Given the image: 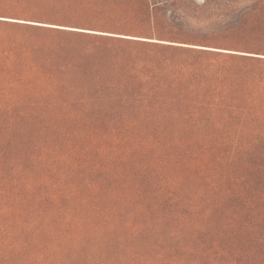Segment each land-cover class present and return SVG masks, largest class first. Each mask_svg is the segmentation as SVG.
I'll use <instances>...</instances> for the list:
<instances>
[{
    "label": "trees",
    "instance_id": "16d2710c",
    "mask_svg": "<svg viewBox=\"0 0 264 264\" xmlns=\"http://www.w3.org/2000/svg\"><path fill=\"white\" fill-rule=\"evenodd\" d=\"M151 5L0 0V264H264V0Z\"/></svg>",
    "mask_w": 264,
    "mask_h": 264
},
{
    "label": "rangeland",
    "instance_id": "374dc122",
    "mask_svg": "<svg viewBox=\"0 0 264 264\" xmlns=\"http://www.w3.org/2000/svg\"><path fill=\"white\" fill-rule=\"evenodd\" d=\"M151 6L156 11V15L166 18L170 23H176L179 18L180 34L195 33L201 26L221 27L217 30H224L226 27H233L234 23L241 15L251 12L255 15L258 0H150ZM161 2L163 5H161ZM222 5L230 6L233 19L224 24L220 19V14L225 11ZM152 8V7H151ZM222 10L221 12H219ZM179 14V17H178ZM17 18V17H14ZM232 24V25H231ZM230 25V26H227ZM54 27V26H53ZM180 38V37H179ZM179 42H184L180 41ZM222 46V48H231Z\"/></svg>",
    "mask_w": 264,
    "mask_h": 264
}]
</instances>
